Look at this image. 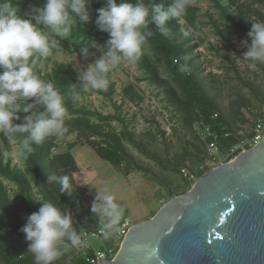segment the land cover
I'll return each instance as SVG.
<instances>
[{"label":"rangeland","instance_id":"1","mask_svg":"<svg viewBox=\"0 0 264 264\" xmlns=\"http://www.w3.org/2000/svg\"><path fill=\"white\" fill-rule=\"evenodd\" d=\"M240 1L243 4L248 3V0ZM224 2L227 4L226 0ZM200 8L203 14L209 11L219 22V32L227 42L223 41L206 19L201 21L208 26L201 28V32L200 30L198 33L188 32L187 36L194 37L192 45L200 44L193 54L196 74L231 130L238 137L240 133L248 136L257 121L264 120V65H258L256 71L249 70L247 62L239 56H243L247 50L242 46V41L248 40L250 44L251 38L232 24L221 21L217 11L211 9L207 2H202ZM180 26L186 28L183 21L180 22ZM244 26L250 31L252 22L246 20ZM49 58L52 64L64 63L76 71L79 67H87L96 59L95 56L85 59L68 55ZM112 75L116 83L115 101L118 105L122 101L121 92L128 85H135L142 93L143 103L135 107L130 102H125L123 114L132 123L131 130L135 132L136 141L156 162L148 160L123 141L127 165L115 168L99 158L92 148L76 135L62 139L59 143V153L70 155V161L61 167V173L49 175L60 176L66 173L71 175L73 191L71 194L64 193V196L75 211L74 219L81 231L99 229L97 220L91 212L95 190L108 187L124 209L120 223L127 220L137 224L150 219L173 195L188 191L187 183L195 181L186 182L179 175V171L187 169L198 175L199 169L207 159L204 132L201 127L195 125L192 116L175 106L166 94L146 82L145 75L139 72L136 64L124 60L112 69ZM163 76L169 78L167 75ZM102 91H107V88ZM178 92L182 96L180 89ZM78 102L79 105L104 115L114 114L113 103L92 91H88ZM113 127L119 135L122 134L120 126L113 124ZM0 144L2 145L1 142ZM70 145H73L72 149ZM214 158L217 162L222 161L219 154ZM53 183L60 190V185ZM11 187L16 190L14 185ZM32 187L36 202L42 207L41 201L46 202L44 195L34 183ZM27 218L28 216L22 215V225L19 220H15L14 224L3 225L1 229L23 254L32 256L29 252L30 242L20 231ZM88 243V249L74 250L71 253L72 258L85 259L91 253L101 251L111 253L119 245L120 240L113 236L108 239L89 238ZM58 264H64V261L61 260Z\"/></svg>","mask_w":264,"mask_h":264},{"label":"clouds","instance_id":"2","mask_svg":"<svg viewBox=\"0 0 264 264\" xmlns=\"http://www.w3.org/2000/svg\"><path fill=\"white\" fill-rule=\"evenodd\" d=\"M90 4L91 0H45L43 7H33L31 14L22 16L13 0H0V137L9 141L6 154L13 160H26L34 146L49 137L62 138L67 131L66 97L53 82L37 74L36 66L56 47L57 41L51 37L66 39L77 25L90 21ZM188 5L189 0H169L167 6L149 8L144 0H123L119 4L117 0H105V6L97 10L95 23L110 38L106 48L91 45L101 55L87 67L78 68L79 84L72 85V100L80 99L76 85L82 91L106 89L110 70L123 60L133 64L141 60L148 38L154 35L149 25L168 36L169 22L184 17ZM180 32L188 35L184 28ZM248 36L251 43L242 41L247 50L239 57L247 62L249 70L256 71L258 65H264V21H252ZM79 51L85 59L95 55L87 44ZM179 70L183 72L185 67L181 65ZM21 112L31 115L22 117ZM53 182L60 185L61 194L72 193L70 175H48L47 183ZM41 202L39 211L29 215L20 229L30 242L34 264H58L61 260L71 264V253L83 244L73 216L52 202ZM91 212L105 239L119 232L124 209L108 187L95 190Z\"/></svg>","mask_w":264,"mask_h":264},{"label":"trees","instance_id":"3","mask_svg":"<svg viewBox=\"0 0 264 264\" xmlns=\"http://www.w3.org/2000/svg\"><path fill=\"white\" fill-rule=\"evenodd\" d=\"M226 1L227 4L224 0H189L185 16L179 21L174 19L169 22L168 36L161 35L154 25L150 24L149 29L154 32V35L148 38L141 60L135 63L139 72L145 75L146 82L156 86L161 93L169 97L175 106L190 114L194 124L200 126L201 130L202 127L207 129V133L204 134L205 145L215 144L218 147L219 155L222 159H226L225 163L231 160L230 157H226L240 139L220 115L219 108L199 81L194 68L193 54L200 44L192 45L194 37L181 34L180 22L185 23L186 28L184 29L187 32L198 33L199 30L201 32V28L208 26L201 20H209V24L213 26L223 41L227 42L219 32V22L209 11L202 13L200 8L202 2H207L211 9L217 11L221 21L232 24L246 35L249 32L244 26L246 20L250 22L264 21V0H248V3L245 4L240 0ZM122 2L123 0H117L118 4ZM128 2L135 3L136 0H128ZM13 3L18 7L20 15L26 16L32 13L33 7H43L45 0H13ZM144 3L149 8H153L157 5L167 6L169 0H144ZM104 6L105 0H91L89 5L90 21L87 24L77 25L70 37L66 39L51 37L57 41V44L52 49L50 57L56 55L83 57L79 50L87 44L90 51L95 54V58H99L100 52L98 49L92 48L91 45L95 43L106 48L110 38L109 34L100 31L95 23L98 16L97 10ZM181 65L185 67L183 72L179 70ZM36 72L42 79L53 82L66 97L67 131L62 138L49 137L41 145L34 146L33 153L26 160L17 159V162L6 154V147L10 146L6 137H0L3 140L0 141L2 143V145L0 144V264H34V258L23 254L1 229L3 225L14 224L15 220H19L22 225V215L29 216L39 211L40 205L36 202L33 193V183L43 193L46 202L54 203L62 211H69L74 219L75 211L64 193L61 194L54 183H47L49 173H61V167L70 161V155L59 153V143L62 139L76 135L77 138L83 139L99 158L115 168L127 165L123 141L138 150L148 160L156 162L136 141L135 132L131 130L132 123L123 114L125 102H130L136 107L144 101L142 93L135 85L130 84L123 89L120 105L115 101L117 93L112 70L108 73L107 91L88 90L113 103L114 114L104 115L88 109L84 105H79V100H72V85L79 84L78 71L64 63L52 64L48 57L38 62ZM162 73L169 78H165ZM177 88L180 89L182 96ZM76 91L79 92L80 98L88 93V91H82L79 85H76ZM27 103H32V101ZM38 110L42 111L43 109ZM19 115L23 117L31 115V113L21 112ZM21 122L15 121V123ZM113 124L122 128V134L119 135L116 132ZM91 139L93 140L91 141ZM69 147L72 149L73 145ZM165 169L167 168L165 167ZM179 175H181L180 171ZM202 176L203 174L198 178ZM186 182L188 181L186 180ZM11 185H14L16 190ZM192 185L193 183H187L188 191ZM178 195L181 194L173 195L171 199ZM74 224L81 232L75 219ZM119 247L120 245L115 249L113 257L117 254ZM93 255L94 253H91L85 259L72 258L71 264H89L87 259Z\"/></svg>","mask_w":264,"mask_h":264},{"label":"water","instance_id":"4","mask_svg":"<svg viewBox=\"0 0 264 264\" xmlns=\"http://www.w3.org/2000/svg\"><path fill=\"white\" fill-rule=\"evenodd\" d=\"M99 264H264V138L133 224Z\"/></svg>","mask_w":264,"mask_h":264},{"label":"built area","instance_id":"5","mask_svg":"<svg viewBox=\"0 0 264 264\" xmlns=\"http://www.w3.org/2000/svg\"><path fill=\"white\" fill-rule=\"evenodd\" d=\"M202 131L204 134L207 133V129L202 127ZM264 138V120H258L257 123L255 124L253 131L251 132L250 135L246 136L243 133L239 134V143L228 153L226 158H231L234 159L236 156L239 154H242L245 152L247 149L253 147L254 145L258 144L262 139ZM206 151H207V159L204 163V165L199 169V174H193L187 169H181L180 174L181 176L189 181V182H194L198 179V176L200 175H205L210 169L214 168L215 166H218L220 164L225 163V158L222 159L221 162H217L215 160V155L219 154L218 147L215 144H208L206 145ZM133 224L130 221H123L119 225V232L114 234L113 237H115L117 240L122 241L124 236L128 233L130 227ZM81 236L83 240L82 246L79 248V250H85L88 249L89 243L88 240L89 238L93 239H102L104 236L101 234V232L98 230H88V231H81ZM105 239V238H104ZM120 245V243H119ZM117 245L116 248L119 246ZM115 248V249H116ZM115 249L111 251V253L107 252H97L95 253L91 258L87 259L89 264H99L101 261L104 260H112L113 259V254L115 252Z\"/></svg>","mask_w":264,"mask_h":264},{"label":"crops","instance_id":"6","mask_svg":"<svg viewBox=\"0 0 264 264\" xmlns=\"http://www.w3.org/2000/svg\"><path fill=\"white\" fill-rule=\"evenodd\" d=\"M125 221V220H124Z\"/></svg>","mask_w":264,"mask_h":264}]
</instances>
